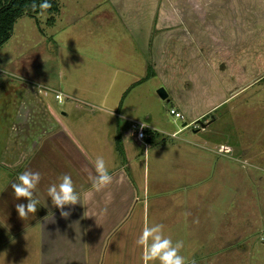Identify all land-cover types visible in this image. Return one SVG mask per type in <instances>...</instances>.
<instances>
[{"label":"rangeland","instance_id":"1","mask_svg":"<svg viewBox=\"0 0 264 264\" xmlns=\"http://www.w3.org/2000/svg\"><path fill=\"white\" fill-rule=\"evenodd\" d=\"M60 1L54 24H49L47 12L24 14L0 46V104L17 102L19 88L30 84L42 96L51 93L45 99L57 110L75 105L95 110L96 102L107 105L121 98L143 66L142 76L147 75L148 62L153 76L125 97V104L137 110L129 116L148 122L143 115L151 111L170 122L171 133L181 128L168 139L176 144V154L182 147L190 156L194 149L206 155V184L215 181L216 165L223 163L225 169L229 161L232 174L220 176L226 187L215 212L209 191L207 209L201 204L193 213L222 219L224 229L234 223L239 249L254 250V264H264V0ZM167 29L175 32L167 37ZM133 35L145 45L151 42L147 58L137 52ZM69 84L87 97L78 90L68 95ZM160 87L167 89L168 98L159 95ZM57 91L64 94L63 101L56 98ZM195 116L201 117L192 121ZM182 138L195 140L179 144ZM219 150L231 153V159ZM194 167L190 161L192 182L200 180L193 177ZM1 187L0 200L6 185ZM210 243L206 240V249Z\"/></svg>","mask_w":264,"mask_h":264},{"label":"crops","instance_id":"2","mask_svg":"<svg viewBox=\"0 0 264 264\" xmlns=\"http://www.w3.org/2000/svg\"><path fill=\"white\" fill-rule=\"evenodd\" d=\"M117 2L113 4L122 15ZM122 18L126 23L123 15ZM174 30L167 29L166 36L170 37L168 34ZM133 38L137 52L141 56L145 53L147 58L146 47L151 42L148 40L145 45L135 35ZM175 55L176 51L170 58ZM141 62L136 68L141 67ZM143 71L144 66L135 73L133 83L143 78ZM67 88L68 95L78 90L86 96L80 88L70 84ZM50 94L44 91L42 96V92L27 84L19 88L17 102L0 104V186L6 185L1 192L4 199L0 200V264H144L143 249L135 241L143 227L155 224L165 226L163 234L174 244L183 242L180 254L186 264H254V250H240L237 245L239 235L234 223L224 229L222 219L196 217L192 210L201 204L207 209L206 192L210 191L211 196L214 193L211 208L215 212L226 187L220 176L232 174L228 160L225 169L223 163L216 165L215 181L206 184V155L194 149L190 156V150L184 152L182 147L176 154L177 146L168 138L181 128L171 133L173 127L168 120L157 119L151 111L143 115L156 134L151 141L148 131L146 144L132 129L135 119L129 115L137 110L129 108L125 98L122 101L123 95L107 105L96 102L99 106L95 110H79L77 105L57 110L45 99ZM185 108L192 110V105L185 104ZM200 117L195 116L192 121ZM182 139L179 144L195 140ZM219 151L231 159V153ZM98 156L105 159L113 176V183L100 191L95 190L90 179L95 175ZM190 161L195 166L193 177L198 176L199 181L192 182L190 178ZM25 170L39 172L42 178L35 190L39 199L37 212L23 220L15 206L27 201H17L10 185L18 182V175ZM65 173L72 177L80 195V202L63 209L70 213L67 217L61 215L47 195L48 187L58 184ZM176 189L179 192L174 193ZM178 195H182L181 201ZM206 240H211L207 249Z\"/></svg>","mask_w":264,"mask_h":264},{"label":"clouds","instance_id":"3","mask_svg":"<svg viewBox=\"0 0 264 264\" xmlns=\"http://www.w3.org/2000/svg\"><path fill=\"white\" fill-rule=\"evenodd\" d=\"M52 8L49 0H41L39 4L33 0L31 10H39L40 15ZM146 126V125H143ZM156 130V129H155ZM95 175L90 179L96 191L108 187L113 183V176L109 173L105 159L98 156L94 162ZM41 174L31 170H25L17 177L18 182H12L11 188L17 201L26 200L27 203H17L16 211L21 219H26L29 214L37 212L39 204L35 190L41 181ZM47 195L51 198L53 206L61 210V215L67 217L70 213L63 211L65 206H74L80 202V195L77 192L72 177L65 173L59 178V183L51 184L47 189ZM198 222V221H194ZM164 225L155 224L143 227L135 243L143 249V262L149 264L150 261H159V264H186V258L180 254L183 242L177 241L175 244L172 239L164 236ZM192 264H195L193 261Z\"/></svg>","mask_w":264,"mask_h":264},{"label":"trees","instance_id":"4","mask_svg":"<svg viewBox=\"0 0 264 264\" xmlns=\"http://www.w3.org/2000/svg\"><path fill=\"white\" fill-rule=\"evenodd\" d=\"M32 2L33 0H0V46L11 38L14 32L15 23L18 18H20L24 14L34 16L35 14L39 13V10H37L36 12H33L31 10ZM35 2L39 4L41 0H35ZM49 2L52 4V8L47 10L46 12L50 15L48 19L49 24H54L56 22V16L61 11V3L60 0H49ZM149 77H151L150 68L148 74L145 77L133 83L126 90L125 94L122 97V101L132 87L140 82H143ZM149 135L151 136V141L153 140L152 138L156 136V134L153 133L152 130H149Z\"/></svg>","mask_w":264,"mask_h":264},{"label":"built area","instance_id":"5","mask_svg":"<svg viewBox=\"0 0 264 264\" xmlns=\"http://www.w3.org/2000/svg\"><path fill=\"white\" fill-rule=\"evenodd\" d=\"M56 98L59 101H63L64 94L60 91H57L56 92ZM174 112H175L177 117H180V118L184 117L180 112L175 111V110H174ZM143 125H146V126H143ZM131 126H132V129L134 130V132L137 134V137L140 140H142L144 143L147 144L146 137L148 136V131L150 130L149 123L146 121H142V120H133L131 122Z\"/></svg>","mask_w":264,"mask_h":264},{"label":"water","instance_id":"6","mask_svg":"<svg viewBox=\"0 0 264 264\" xmlns=\"http://www.w3.org/2000/svg\"><path fill=\"white\" fill-rule=\"evenodd\" d=\"M158 93H159V95H160L163 99H166V98L169 97V93H168V91H167V89H166L165 87H160V88L158 89ZM184 125H187V122L184 123ZM202 126H203V128H204V127L207 126V124H206V123H203Z\"/></svg>","mask_w":264,"mask_h":264}]
</instances>
